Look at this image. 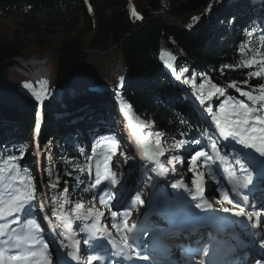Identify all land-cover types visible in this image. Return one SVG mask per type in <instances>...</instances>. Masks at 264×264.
Masks as SVG:
<instances>
[{
  "label": "trees",
  "instance_id": "obj_1",
  "mask_svg": "<svg viewBox=\"0 0 264 264\" xmlns=\"http://www.w3.org/2000/svg\"><path fill=\"white\" fill-rule=\"evenodd\" d=\"M233 1L168 0L163 4L162 0H0V22L9 30L8 34L0 35V103L14 97L24 99L25 106L13 107L20 113L13 117L25 125L33 124L30 115L36 103L18 90L13 74L25 81L30 79L15 71L17 67L23 68L16 60L50 51L54 62L52 98H63L64 105L71 106L69 97L79 98L94 86H100L103 64L95 50L102 48L120 60L131 80H143L126 90L124 97L143 124L157 132L161 144L181 138L190 130L203 129L199 115L182 99L186 94L172 86L169 78L173 77L161 68L160 49L166 46L173 52L182 50L185 67L212 66L219 81L261 95L264 75L251 74L262 72L264 40L259 36L264 35V30L260 25L249 23L236 44H225L236 14L224 8ZM252 6L258 8L256 4ZM133 9L138 16L133 15ZM1 11L11 14L22 11L23 20L11 24ZM227 18L232 20L229 30L223 27ZM59 29L71 32L55 40L47 38L58 34ZM241 47L243 52L239 51ZM164 53H168L167 49H163ZM246 62L252 66L248 67ZM103 99L110 103L104 110L117 117L116 102L110 96ZM3 110L10 111L0 106V112ZM47 114L49 133L53 136L51 111L47 110ZM3 117L0 113V118ZM3 121L12 122L7 118ZM17 135L22 139L25 133L13 136ZM8 140L6 136L0 137V167L5 166L8 157L17 153L21 145H6ZM64 152L63 169L54 171L56 185L63 191L67 188L66 194L73 184L74 197L90 207L89 191H83V187H89L84 174L88 160L71 147L64 148ZM232 154L239 159L235 151ZM4 175L7 178L10 174Z\"/></svg>",
  "mask_w": 264,
  "mask_h": 264
},
{
  "label": "snow or ice",
  "instance_id": "obj_2",
  "mask_svg": "<svg viewBox=\"0 0 264 264\" xmlns=\"http://www.w3.org/2000/svg\"><path fill=\"white\" fill-rule=\"evenodd\" d=\"M133 15L138 16V14L133 9ZM251 35V33H249ZM261 40H264V36H261ZM240 52L244 51V48H239ZM248 67L252 65L246 62ZM251 75L255 77H260L262 72H255ZM123 79V77H121ZM195 84V80L192 81ZM25 87L31 88V84H26ZM233 88H236V85H232ZM203 88V85H201ZM211 89L207 94V96L201 95L200 103L203 104L206 100L210 101L213 96H224L225 89L223 87H218L215 84L211 85ZM262 94L260 96H255L252 92L242 91L241 89H236L243 97H246L249 101L256 102H264V85L261 86ZM124 115H128L129 105L122 104L121 105ZM218 112L214 111L212 106H208L206 109H202L206 111L209 115L210 120L213 122V125L220 136L224 139H233L237 141L240 145L247 147L249 149L255 150V153H259L260 155L255 158L256 162H258L261 166H264V104L262 107L257 109L255 107H250L248 103H245L243 99L233 101L231 96L227 97V100L224 103H220L218 105ZM257 125L259 127H257ZM37 132L39 131L40 124L37 122L36 125ZM139 126L133 127V134L137 130ZM153 134L148 133L147 137L141 135L137 143L142 150L143 157L149 159L152 162L156 161V157L164 154V150L161 149L160 138L155 140V148H152L148 143V137H151ZM250 141H254L251 142ZM186 141L184 139L178 140L174 143L172 148L174 150H181L185 147ZM192 143H199V141H192ZM101 148L102 150L98 153L97 148ZM119 147V142L116 140L101 142V144H97L91 150V155L88 157L89 162H91L94 158L98 160V163L95 165V178L91 184V187H100L102 183L104 187L100 189L103 193V196L100 198V204L104 207H108L109 201L112 198V190L109 185L115 186L118 181L116 179V172L112 170L111 163L113 160V156L116 153L117 148ZM215 147V145H213ZM25 153L23 151L20 152V159L23 158ZM203 158V159H201ZM217 158L219 160H223L224 156H221L219 152H217ZM16 157L9 156L8 161L5 163V166L0 167V184H3L4 191H0V264H52L51 257L49 256V244L46 243L41 236V225L33 218H31L33 213V205L32 201L35 199V180L31 175H28V168H21L20 165L14 163ZM176 159L175 156L171 157L169 163ZM201 161L203 166H208L209 162L215 163L213 157L209 155L207 150H199L195 151L189 158V164L191 166V171L193 172L192 184L195 187V192H189V195L195 200L198 196H202L205 191L204 188V173L198 172L196 169L197 162ZM251 163V162H250ZM5 173H9L10 175L5 177ZM167 173V169H164L160 172L161 176H164ZM91 164H89V175H91ZM6 181V182H5ZM251 182V176L245 178V181H237L233 187L231 188L232 192H237V185L239 187L246 188L248 183ZM179 187H187L186 185H174ZM49 187H53V185H49ZM67 191V188L64 189ZM136 202L143 204L144 201L139 197H135ZM248 197L244 196L241 202H234L233 198L230 197L229 191H224L223 200L221 203L226 201L229 204H234L235 207L239 208L238 211H234L232 208H221V211L228 212L236 217H246L248 221L253 220V214L250 212H246L244 207L240 206V203L247 202ZM63 207V205H61ZM197 209L201 208V204H195ZM208 208H212L211 204H207ZM261 207H264L262 205ZM85 206L83 202H78L74 204V212L76 214L77 221H89L90 219L93 221H99L100 218L104 215L103 212L95 209V207H89L87 210H84ZM43 209V205H41V210ZM24 216L27 223L25 227L18 228L14 227L15 225H19L21 221V216ZM118 213L116 211H111V216L116 218ZM127 215L125 213L124 220V230L125 235L120 243H116L115 241H109V243L114 244V246L119 250L121 254L125 252L126 249L132 251L133 246L136 248L139 245H136V241L134 238H131L127 233H131L135 225L129 226L127 223ZM261 212H256L255 216L257 220H259ZM63 219V217H62ZM238 224L242 222H237ZM66 229L72 227L71 223H66L64 225ZM245 229L250 227V225H243ZM81 232H88L95 238L96 233L98 231H104L106 229L100 228L97 223H84L80 229ZM247 235V233H246ZM78 242H74L73 244V253L75 255V245ZM85 244L88 243V240L84 241ZM242 243V242H241ZM211 249V245L202 247L198 254L203 255L205 257L209 256V251ZM116 253H113L115 255ZM99 257L97 255L88 256L87 264H92L94 261H98ZM144 260L147 261L149 259L148 256L141 255L137 252L135 255L124 256L121 255V260Z\"/></svg>",
  "mask_w": 264,
  "mask_h": 264
},
{
  "label": "rangeland",
  "instance_id": "obj_3",
  "mask_svg": "<svg viewBox=\"0 0 264 264\" xmlns=\"http://www.w3.org/2000/svg\"><path fill=\"white\" fill-rule=\"evenodd\" d=\"M162 2H163V4H166L168 2V0H162ZM1 15H3V16L7 15L8 19L6 21L9 20V22L11 24H15L18 21H22L23 20L22 11H16V12H14L12 14L11 13H7V12H2ZM77 18H78V22L81 23V20H82L81 17L78 16ZM70 32H71V30L59 29L58 30V34H56L54 36H51V37L47 36V38H51L52 40H55L56 38L65 36V35L69 34ZM8 33H9V30L6 27V25L0 22V35L1 34H8ZM95 51H96L97 54L100 55L101 63L103 64V70L101 71V79L102 80L100 82V85H101L100 88H102V87H105V88L112 87L113 86L112 82H114L116 80L118 75H122L125 72V68H124L123 64L120 62V60H118V58L114 57L113 55H108L102 48H99V49H97ZM31 57L32 56H29V58H31ZM36 58L37 59L39 58L41 60L39 62H45L44 66L46 64V66H48V68L50 69L51 74H52V71L54 70V62H53L52 57H51V52L47 51V52H43L42 54L40 53L39 56H36ZM16 61L20 62L19 60H16ZM21 62H23V61H21ZM27 62L28 61H26V63ZM179 63L181 64V66L179 67V72L183 71L186 74V76L181 77L178 74V71H176V77L181 78V80L184 81V82H188L190 84L189 85L190 91H193L194 88H196V89H199V88L200 89H208L210 91V90H213V89H211V85L215 84L218 87L229 88V90L232 93V95H230V96L233 98V101L238 100L239 96L243 97L240 94V92H238L236 90L237 88H233L232 86H229L226 83H220V81L217 78V72L214 69V67L209 66L208 68H205L204 66H196L195 68L193 67V69H192V67L189 68V69H186L183 66L182 61L179 62ZM30 68L33 69L32 70L33 74L35 72H37L35 65L30 67ZM15 71L16 72H23V73L28 72L26 69H23V68L18 69V70L16 69ZM28 75L31 76V73L28 72ZM13 76L15 78V82L18 85V90L20 92H23V93H26V94H33L34 93V91H35V84L34 83L29 82V81H25L21 77H19L18 75H14L13 74ZM193 79L195 80V84L192 83ZM50 81L52 82L51 79H50ZM176 82H177L176 85L178 86L179 83H178V81H176ZM26 84H31L32 87L31 88H27V87H25ZM201 85H203V88H201ZM98 87H97V89H98ZM35 95H37V94H35ZM85 96L86 95H82L81 98L83 99ZM77 99H80V97L77 98ZM21 102L22 101L19 98L14 97L13 99H11V98L6 99L3 103H0V105L2 107H4V108H8L9 110H11V109H13V107L15 105L16 106L20 105V107L21 106L23 107L24 105ZM245 102L247 103L246 99H245ZM248 104H251L252 106L257 107V108H261L263 102H260V101H256V102L249 101ZM0 113H2V111ZM3 114H8V113H7V111H5ZM64 116H66V115H64ZM66 121H68V120L65 119L63 123H65ZM107 121H108V123H111L108 118H107ZM2 126L5 128V129H3L5 131L9 132L11 130V127H9L8 124L2 123ZM73 126H79V123L76 124V125L73 124ZM73 126H71V128H73ZM60 127H61V125H60ZM73 137H76V135L74 134ZM26 140H27L26 142H28V144L30 143L31 145L28 146V147H27V145L23 146V148L25 149V151H24L25 155L23 156L22 159L19 158L20 156H15L16 159L14 161H12V162L17 163L18 165L21 166V168L24 167L25 165H27L28 163H31L32 164V168L34 169V173L37 175L36 176L37 178H35V177H33V178H34V180L38 179V184L41 185L40 187L42 189L41 193L43 195H45V193H46V197L47 196L49 197L51 195V193L49 195L48 192L55 193L57 195V197H59V200L62 203L66 204L65 205L66 208L69 209L68 207H70L72 205V203H73V201L75 199L74 196L72 194L63 196L59 187H57V188L56 187L55 188L49 187V185H52L56 181L55 177H54L53 170L54 169H56V170L62 169L64 167L65 160L62 159V157H60L59 159H56L54 161L53 166L51 165V170H52L51 175H50V172L48 170V169H50V167H47V171L48 172H47V174H42V176H41L42 179H41L39 173H37V166L32 163L31 159H29V160L27 159V157L32 158V155H33L32 152H31V150L33 149V145H32L33 136L30 135ZM12 141L13 140H11L9 142H12ZM12 146H14V145H12ZM80 147H81V149H79L80 152H82L83 150L86 149L83 145H81ZM53 151H55V149L53 150V147H52L51 153H53ZM60 152H61V150L59 149V145H57V150H56V152L53 153V155L55 156L57 153H60ZM178 154H176V155L173 154V155H171V157L175 156L176 159H177V162L179 164H182L183 161L181 159L177 158V157H179ZM49 162L50 161H48V163ZM111 168H112L113 171L118 173L119 181L120 182L122 181L123 184H125L126 181L128 182V180L130 181V179H128V178H129V176H131V174H132L131 178L137 176L135 178V179H137L141 175L143 168L145 170L149 169L148 167L142 165L140 160L132 152H128L127 150H117V152L113 156V160H112V163H111ZM91 173H92L91 176H95L94 170H92ZM184 175L187 178L191 179V180L193 179V176L190 174L189 171H185ZM0 191H4L3 184H0ZM52 197H54L55 201H57V199H56V197L54 195H52ZM44 201H45V199L42 198L41 202H44ZM145 202L146 201H144V203ZM62 203H61V205H64ZM55 207H56V205H55ZM140 208H141V206L138 207V209H140ZM42 210L45 211V209H42ZM108 210H110L109 207H108Z\"/></svg>",
  "mask_w": 264,
  "mask_h": 264
},
{
  "label": "bare ground",
  "instance_id": "obj_4",
  "mask_svg": "<svg viewBox=\"0 0 264 264\" xmlns=\"http://www.w3.org/2000/svg\"><path fill=\"white\" fill-rule=\"evenodd\" d=\"M162 58L164 60L163 62L165 64H167V65L172 60V57L169 56L168 53H164L162 55ZM27 60L28 61H34V60L36 61V63L34 65L36 67L37 72H35L34 76L36 77V80L38 81V83L42 86V84L44 82V78H45L44 71H43V66H44L45 62H39L41 60L37 59L34 56H32L31 58L28 57ZM44 67H46V64H45ZM99 95H100V92H98L97 95H94L93 99L92 98H88V99H86V98L82 99L81 98L80 100L82 102H84V103L88 102L87 106L90 107V109H92V111L87 113V114H85L84 116H82V118H81V120L79 122L74 120L75 116L68 115V118H67L68 121H66L65 123H61V127H60L61 131H63V133L73 132L75 135H79L81 138H83V136H86L88 134L91 135V134L97 133L99 131V129H101L103 127V124L105 123V117L103 116V113L100 114V113H98L97 109H94L96 106L91 101L96 99V98H98ZM238 98L239 99H243L245 101L244 97H240L239 96ZM249 106L250 107H254L251 104H249ZM255 108H257V107H255ZM257 109H259V108H257ZM3 123L8 124L9 127H11L13 122L3 121ZM78 123H79V126H73V124L76 125ZM71 126H73V128H71ZM251 142H254V141H251ZM32 143H33V140H32ZM181 150H177V151L173 150L170 155H173V154L176 155V154L180 153ZM27 159L29 160L31 158L27 157ZM173 167H174V169H176V164L175 163L173 164ZM183 183H184V185H187L188 183H190V179L186 178ZM128 188H130V187L129 186H125L122 189V191H121L122 195L127 196ZM239 191H240L239 188H237V192H239ZM51 195H54L56 197V199H57V201H55L56 207L54 205V209L59 210V211H66L68 213V209L67 208L64 209L63 207H61V203L62 202L59 200V197H57V195L55 193H52V192H51ZM62 204H64V203H62ZM151 209L152 208H151L150 204H148V203L144 204V206L140 210H136V211H134L132 213V216H130V218H129L128 225L129 226L135 225V227H137L136 230L139 229L138 232H140V233L143 230L147 231L148 227L150 226L149 225V222H150L149 215H150ZM242 228H243V226H242ZM241 229L237 228V230H239V232H238L239 235L240 236L249 237V238H248V240L245 239V244L242 247L241 246H238V247L236 246L237 250L239 251V253L250 254L251 257H252L253 256L252 254L256 251V249H258V246H256V245L254 246L253 243H254L255 239H254L253 236H250V232L247 231V230H241ZM246 233H247V235H246ZM236 235L237 234H235L233 232L229 233L228 235H227V233H222L220 235V237L221 238L227 237L228 241L233 242L234 241V237ZM177 249H178L177 247H173L170 250H166V252H169L172 255H174V254L176 255L177 254V252H176ZM237 261H239V258L236 259V262ZM168 264H179V262L175 258H173V259H171V261L168 262Z\"/></svg>",
  "mask_w": 264,
  "mask_h": 264
}]
</instances>
